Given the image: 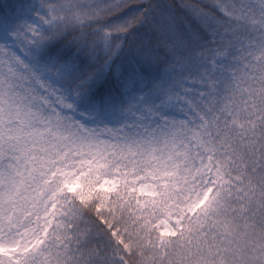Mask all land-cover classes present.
I'll use <instances>...</instances> for the list:
<instances>
[{
	"label": "snow or ice",
	"instance_id": "obj_1",
	"mask_svg": "<svg viewBox=\"0 0 264 264\" xmlns=\"http://www.w3.org/2000/svg\"><path fill=\"white\" fill-rule=\"evenodd\" d=\"M0 264H264V0H0Z\"/></svg>",
	"mask_w": 264,
	"mask_h": 264
},
{
	"label": "trees",
	"instance_id": "obj_2",
	"mask_svg": "<svg viewBox=\"0 0 264 264\" xmlns=\"http://www.w3.org/2000/svg\"><path fill=\"white\" fill-rule=\"evenodd\" d=\"M160 2H162V3H169L170 0H160ZM136 3H137V0H129V7H130L132 10H135ZM125 11H127V9H125Z\"/></svg>",
	"mask_w": 264,
	"mask_h": 264
}]
</instances>
